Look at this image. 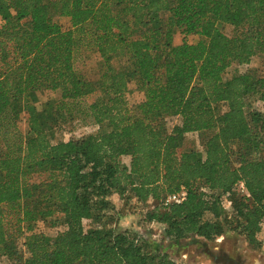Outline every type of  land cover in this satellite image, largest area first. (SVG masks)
I'll use <instances>...</instances> for the list:
<instances>
[{
  "label": "trees",
  "instance_id": "1",
  "mask_svg": "<svg viewBox=\"0 0 264 264\" xmlns=\"http://www.w3.org/2000/svg\"><path fill=\"white\" fill-rule=\"evenodd\" d=\"M0 18V258L198 264L119 229L113 194L156 201L145 220L172 245L235 232L264 248V75L225 77L264 54V0H0ZM178 32L199 39L176 44ZM86 51L101 58L96 78ZM46 90L60 97L39 108ZM78 119L97 131L56 141ZM183 189V202L163 205ZM38 222L64 229L37 233Z\"/></svg>",
  "mask_w": 264,
  "mask_h": 264
},
{
  "label": "rangeland",
  "instance_id": "2",
  "mask_svg": "<svg viewBox=\"0 0 264 264\" xmlns=\"http://www.w3.org/2000/svg\"><path fill=\"white\" fill-rule=\"evenodd\" d=\"M56 21L62 26L64 30L71 27L70 19L65 16H57ZM1 24V18H0ZM227 34H233V28L229 25L224 27ZM186 39L188 42H196L199 39L198 35H188L186 38L181 32L176 33L175 43H182ZM86 64L83 68L85 75L89 78H96L99 75L100 56L94 51H86ZM117 64L118 62L115 61ZM256 70L260 75H264V54H259L253 57L249 64H232L227 70L225 77H230L236 72H244L246 70ZM59 91L46 90L40 94L38 107L41 108L43 104L52 98H59ZM127 98L131 105H136L144 99V94L141 92L134 82L130 83ZM257 107L259 104H256ZM178 117H169L167 119L169 129L179 123ZM24 129L26 123L23 120L20 124ZM97 126L91 121L75 120L74 123L65 126L57 135V140H68L73 137H80L89 133H95ZM197 139L196 134H189L188 141ZM130 161V156H123L122 162L127 164ZM118 216L113 220V224L118 225L119 229H132L143 238H146L152 243L153 247L160 246L172 257L191 263L198 264H228L231 259V264H264V248H252L244 238L235 232H228L216 240L205 241L195 240L190 238L182 240L179 243L172 245L166 240L164 234V225L158 222H148L145 220V213L152 208L157 202L150 200L147 203H139L133 199L126 202L118 194H113L111 197ZM229 209L230 207H225ZM86 224L88 221L85 222ZM63 226H50L44 222L35 224L34 231L49 236H55L59 231L63 230ZM259 238L264 241V229L259 234ZM0 264H7V260L0 258Z\"/></svg>",
  "mask_w": 264,
  "mask_h": 264
},
{
  "label": "built area",
  "instance_id": "3",
  "mask_svg": "<svg viewBox=\"0 0 264 264\" xmlns=\"http://www.w3.org/2000/svg\"><path fill=\"white\" fill-rule=\"evenodd\" d=\"M237 188L241 190L242 192H246L245 184L243 181H239L237 183ZM186 196H187V191L184 189L179 192L169 194L164 198L163 205L169 206L173 203H181L185 200ZM230 205H231V202L228 200L227 197H225L224 206L228 208L230 207Z\"/></svg>",
  "mask_w": 264,
  "mask_h": 264
},
{
  "label": "flooded vegetation",
  "instance_id": "4",
  "mask_svg": "<svg viewBox=\"0 0 264 264\" xmlns=\"http://www.w3.org/2000/svg\"><path fill=\"white\" fill-rule=\"evenodd\" d=\"M231 263H232V262H231V259H229V260H228V264H231Z\"/></svg>",
  "mask_w": 264,
  "mask_h": 264
}]
</instances>
